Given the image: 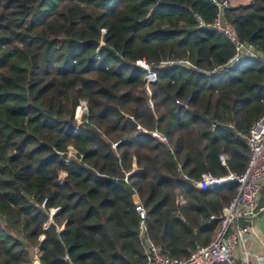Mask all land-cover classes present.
Segmentation results:
<instances>
[{
	"label": "trees",
	"instance_id": "trees-1",
	"mask_svg": "<svg viewBox=\"0 0 264 264\" xmlns=\"http://www.w3.org/2000/svg\"><path fill=\"white\" fill-rule=\"evenodd\" d=\"M218 11L209 0H0V264H144L138 206L173 258L215 239L211 218L239 185L195 183L243 174L244 136L264 116V65H228L232 43L198 24ZM224 24L264 52V0L224 8ZM179 59L191 65L162 64ZM139 60L158 72L150 88Z\"/></svg>",
	"mask_w": 264,
	"mask_h": 264
},
{
	"label": "built area",
	"instance_id": "built-area-1",
	"mask_svg": "<svg viewBox=\"0 0 264 264\" xmlns=\"http://www.w3.org/2000/svg\"><path fill=\"white\" fill-rule=\"evenodd\" d=\"M209 1L214 3L219 9L216 18L210 24H206L200 16H197V21L200 27L216 30L232 43L235 52L229 59L228 65L240 64L246 56L264 65V52L257 49L252 43L241 41L224 24V8H229V1ZM162 64L164 66L191 65L188 60L182 59L165 61ZM137 65L148 73L147 86L157 81L158 72L152 70L146 61L139 60ZM182 105L188 108L187 102L182 103ZM152 135L162 142L166 141L158 132H153ZM244 139L249 149V155L248 164L243 174H228L221 177L205 174L199 182L195 183L196 188L200 190L214 189L226 183H237L239 185L236 196L231 200L224 213L218 217L211 218L212 220L217 219L220 221V229L209 245L198 248L188 258L178 259L167 255L161 247L157 246L148 237V228L144 222L146 218L145 212L140 206L137 207L143 220L140 224V238L146 256L144 264H235V253L238 250L246 249L247 243L252 236L251 229L262 211L260 200L264 184V116L252 125ZM70 149L73 151L72 148ZM220 160L223 166L227 165V155H220ZM176 202L179 205H184L186 204V199L183 195H179ZM253 256L257 264H264L263 256Z\"/></svg>",
	"mask_w": 264,
	"mask_h": 264
},
{
	"label": "crops",
	"instance_id": "crops-1",
	"mask_svg": "<svg viewBox=\"0 0 264 264\" xmlns=\"http://www.w3.org/2000/svg\"><path fill=\"white\" fill-rule=\"evenodd\" d=\"M229 8H234L240 5H247L253 2L254 0L248 1L246 4L240 2V0H228ZM230 157L227 155V159ZM264 186V184H263ZM264 197L261 195L260 206L262 211L255 220V223L251 229V239L247 243V247L244 250H238L235 253V264H257L254 260L253 255L263 256L264 257ZM243 224V222H241ZM40 264V262H39Z\"/></svg>",
	"mask_w": 264,
	"mask_h": 264
},
{
	"label": "water",
	"instance_id": "water-1",
	"mask_svg": "<svg viewBox=\"0 0 264 264\" xmlns=\"http://www.w3.org/2000/svg\"><path fill=\"white\" fill-rule=\"evenodd\" d=\"M108 50L109 51H111V52H113V53H115V50L114 49H112V48H109L108 47ZM148 88H150V85H148ZM81 109H83L84 111H85V113L87 114L88 113V109H87V105H86V103H82L81 104V106L79 107V109H78V111H77V115H79V113H81ZM132 122H134V120L132 119V118H129ZM137 170V167L135 166V171ZM56 214V211L55 210H52V212H51V217H50V219H52L53 217H54V215ZM49 227V224H47V226H46V228H48ZM39 251V249L37 250V252ZM37 259H38V257H36ZM38 261H39V259H38Z\"/></svg>",
	"mask_w": 264,
	"mask_h": 264
},
{
	"label": "rangeland",
	"instance_id": "rangeland-1",
	"mask_svg": "<svg viewBox=\"0 0 264 264\" xmlns=\"http://www.w3.org/2000/svg\"><path fill=\"white\" fill-rule=\"evenodd\" d=\"M248 1L250 0H240V2H242L243 4H246ZM79 109V108H78ZM85 113V111L83 109H81V113H79V115H76V118L78 119L79 122H81V119H82V116L83 114ZM73 149V148H72ZM76 151L73 149V151L70 149V154L69 156H74L76 155ZM261 195L264 197V186L262 187V190H261ZM34 260L36 261H33L34 264H37V258H35Z\"/></svg>",
	"mask_w": 264,
	"mask_h": 264
},
{
	"label": "bare ground",
	"instance_id": "bare-ground-1",
	"mask_svg": "<svg viewBox=\"0 0 264 264\" xmlns=\"http://www.w3.org/2000/svg\"><path fill=\"white\" fill-rule=\"evenodd\" d=\"M36 261V260H35ZM37 262H38V259H37Z\"/></svg>",
	"mask_w": 264,
	"mask_h": 264
}]
</instances>
